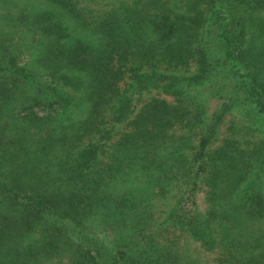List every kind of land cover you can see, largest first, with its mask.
Returning a JSON list of instances; mask_svg holds the SVG:
<instances>
[{"label":"trees","instance_id":"16d2710c","mask_svg":"<svg viewBox=\"0 0 264 264\" xmlns=\"http://www.w3.org/2000/svg\"><path fill=\"white\" fill-rule=\"evenodd\" d=\"M0 264H264V0H0Z\"/></svg>","mask_w":264,"mask_h":264},{"label":"rangeland","instance_id":"374dc122","mask_svg":"<svg viewBox=\"0 0 264 264\" xmlns=\"http://www.w3.org/2000/svg\"><path fill=\"white\" fill-rule=\"evenodd\" d=\"M214 103H215V100H211L210 101V106L212 107L214 105Z\"/></svg>","mask_w":264,"mask_h":264}]
</instances>
